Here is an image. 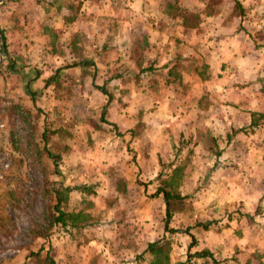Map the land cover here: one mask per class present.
Segmentation results:
<instances>
[{
    "label": "rangeland",
    "instance_id": "374dc122",
    "mask_svg": "<svg viewBox=\"0 0 264 264\" xmlns=\"http://www.w3.org/2000/svg\"><path fill=\"white\" fill-rule=\"evenodd\" d=\"M239 1L243 17L234 0H153V11L165 17L198 15L188 23L211 48L208 54L201 46L198 69L202 76L211 71L215 101L226 86V110L216 106V119L200 136L174 120V103H134L121 88L108 90L110 101L100 90L94 51L100 45L89 27L94 16H85V41L73 44L64 68L52 69L49 86L26 85L16 70L18 50L6 41L8 54L0 53V264H264V0ZM44 51L40 60L48 66ZM84 61L92 63L74 66ZM119 94L126 101H114ZM129 119V156L137 158L148 143L155 153L137 167L130 190L103 148L111 137L115 145L118 123ZM85 186L91 189H75ZM56 190L64 211L81 218L77 227H53L46 239L38 231L48 229V214L57 215ZM161 191L181 197L170 201L169 223ZM154 242L161 251L147 252ZM206 250L212 257L195 256Z\"/></svg>",
    "mask_w": 264,
    "mask_h": 264
},
{
    "label": "crops",
    "instance_id": "0c3cea01",
    "mask_svg": "<svg viewBox=\"0 0 264 264\" xmlns=\"http://www.w3.org/2000/svg\"><path fill=\"white\" fill-rule=\"evenodd\" d=\"M117 1L127 8L117 7ZM114 2L116 8L111 7ZM181 6L190 11L188 5ZM106 9H112L113 14L109 12L108 17L104 13ZM153 10V0H6L0 4V30L8 44L18 50L17 73L27 80L28 87L39 88L47 85L52 69L64 68L65 59L73 57V44L81 46L86 39L83 30L89 24L85 16H94L89 27L100 45L94 46L99 57L95 61L97 78L102 80L98 84L111 92L120 88L128 90L127 101L134 103H174L177 114L174 120L181 124L182 130L200 136L216 119V106L226 110L223 101L226 86L218 94L221 101H215L211 71L202 76L198 69L196 58H200L201 46L208 54L211 50L206 44L201 45L199 27L193 28L179 16L165 17L161 11ZM194 12L199 11L194 9ZM202 20L200 27L207 19ZM41 48L50 59L48 66L41 63ZM115 96L118 97L114 101H126L120 94ZM118 126L121 134L115 145L111 137L103 148L110 155V166L114 164L112 170L118 171L124 187L126 184L129 189L135 186L137 167L150 164L155 153L148 143L139 147L143 151L137 158L130 157L126 134L132 129V121H122ZM105 168L109 170L108 165Z\"/></svg>",
    "mask_w": 264,
    "mask_h": 264
},
{
    "label": "trees",
    "instance_id": "16d2710c",
    "mask_svg": "<svg viewBox=\"0 0 264 264\" xmlns=\"http://www.w3.org/2000/svg\"><path fill=\"white\" fill-rule=\"evenodd\" d=\"M234 2L239 7L240 12H241L240 14L243 17L244 13H245V9H244L243 4L239 0H234ZM193 15L194 14L188 13L187 11H182L181 14H180L181 18H183L186 23L190 22L188 20L189 19L188 16H193ZM194 16H195V18L198 19V15L195 14ZM199 18H200V16H199ZM241 28L242 29H240L239 31L246 33V29H243V27H241ZM2 52H4L5 55L8 54L6 44L3 43V42L2 43L0 42V53H2ZM91 63L92 62L84 61V62L75 63L74 66H78V67L88 66V65H91ZM53 79L54 78L49 79V81L47 82V86H49L51 84V81ZM100 90L104 94L109 95V97H110L109 100L111 101L112 96H111L110 92L104 87L100 88ZM75 189L76 190H80L82 192H86V191L90 190L91 188L85 186V187H77ZM75 189L66 188L65 190L67 192H71L72 190H75ZM161 193H163V195H164L165 203H166V206H167V223H169V221L171 220V212L169 210L170 201L172 199H180L181 197L172 195L168 191H161ZM62 195L63 194L59 190H56L57 203L54 205L53 209H54L55 213H57V215H52L51 216V215L48 214V216L46 218V222L48 223V229L47 230H43V231H38L40 234H42L43 238L48 239L49 238V234H50V233H48V231H50L53 227H55L57 225H61L64 228H66L67 226H73V227L79 226V225H77V222L80 220L81 215L80 214L74 215L72 213L64 211V209L62 207H63V204H64L65 200H64ZM72 222H74V223H72ZM83 225L86 226V224H83ZM159 246H160L159 242L150 243L148 245L147 252L153 250V251H156V252L159 253L161 251V248ZM195 256L212 257V254L208 250H206V251H203L202 253L195 254ZM158 264H160V262H158Z\"/></svg>",
    "mask_w": 264,
    "mask_h": 264
},
{
    "label": "water",
    "instance_id": "95a60500",
    "mask_svg": "<svg viewBox=\"0 0 264 264\" xmlns=\"http://www.w3.org/2000/svg\"><path fill=\"white\" fill-rule=\"evenodd\" d=\"M4 1L6 0H0V4L3 3ZM0 42L2 43H5L6 44V40H5V37H4V34L3 32L0 30ZM4 52L1 53V57L3 56ZM2 61V59H1Z\"/></svg>",
    "mask_w": 264,
    "mask_h": 264
}]
</instances>
